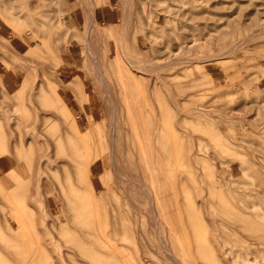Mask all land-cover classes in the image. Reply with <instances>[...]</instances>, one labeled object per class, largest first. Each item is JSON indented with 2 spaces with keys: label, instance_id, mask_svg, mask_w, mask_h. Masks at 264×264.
Instances as JSON below:
<instances>
[{
  "label": "rangeland",
  "instance_id": "374dc122",
  "mask_svg": "<svg viewBox=\"0 0 264 264\" xmlns=\"http://www.w3.org/2000/svg\"><path fill=\"white\" fill-rule=\"evenodd\" d=\"M263 234L264 0H0V264H264Z\"/></svg>",
  "mask_w": 264,
  "mask_h": 264
},
{
  "label": "bare ground",
  "instance_id": "6f19581e",
  "mask_svg": "<svg viewBox=\"0 0 264 264\" xmlns=\"http://www.w3.org/2000/svg\"><path fill=\"white\" fill-rule=\"evenodd\" d=\"M225 208H227L228 210H230L231 209V206H225ZM263 238H264V234L263 235H261Z\"/></svg>",
  "mask_w": 264,
  "mask_h": 264
}]
</instances>
